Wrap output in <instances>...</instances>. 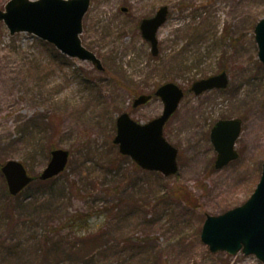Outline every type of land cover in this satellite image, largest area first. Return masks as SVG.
Here are the masks:
<instances>
[{"label":"rangeland","instance_id":"374dc122","mask_svg":"<svg viewBox=\"0 0 264 264\" xmlns=\"http://www.w3.org/2000/svg\"><path fill=\"white\" fill-rule=\"evenodd\" d=\"M9 1L0 0V11ZM163 6L168 21L154 57L140 23ZM263 19L264 0H92L80 39L103 71L35 35L12 36L1 22L0 264H262L241 252L211 253L201 233L208 216L246 203L262 176L264 64L255 28ZM222 71L227 90L190 91ZM166 83L186 92L164 131L179 151L170 178L137 169L113 143L121 114L142 125L162 114L156 96L138 108L133 101ZM235 118L243 122L239 157L217 170L211 130ZM56 149L70 152L66 170L12 196L1 167L19 161L37 177ZM86 215L84 233L68 225Z\"/></svg>","mask_w":264,"mask_h":264},{"label":"water","instance_id":"95a60500","mask_svg":"<svg viewBox=\"0 0 264 264\" xmlns=\"http://www.w3.org/2000/svg\"><path fill=\"white\" fill-rule=\"evenodd\" d=\"M91 0H10L5 11H0V23L4 22L12 36L29 33L53 44L62 54L84 62H91L100 71L102 62L80 39L83 19ZM169 9L161 7L152 18L140 24L142 37L151 44L152 55H159L157 33L168 20ZM259 59L264 64V19L255 28ZM229 86L227 72L193 83L191 91L200 96L208 91L225 90ZM164 110L161 116L147 124H139L128 113L117 118V134L114 144L123 156H128L141 169L159 172L165 177L178 173V150L164 137V127L178 110L184 99V91L174 83L158 88ZM152 95H141L133 102L138 108L147 104ZM242 131L240 119L221 120L211 130V142L218 153L216 169L220 170L238 159L235 144ZM67 150L52 151L51 160L40 179L47 181L63 173L69 163ZM9 192L17 196L34 178L28 174L22 162L9 161L2 167ZM202 242L212 253L226 252L236 255L240 251L246 256L255 255L264 264V164L261 180L251 196L242 206L220 216H208L202 234Z\"/></svg>","mask_w":264,"mask_h":264},{"label":"trees","instance_id":"16d2710c","mask_svg":"<svg viewBox=\"0 0 264 264\" xmlns=\"http://www.w3.org/2000/svg\"><path fill=\"white\" fill-rule=\"evenodd\" d=\"M136 95V94H135ZM136 166V165H135ZM136 168L137 169H140L138 166H136ZM150 174H156V173H150ZM156 175H158V174H156ZM48 183H52L53 182V179L52 180H49V181H47ZM42 183V182H41ZM34 184V183H33ZM32 184V185H33ZM31 185V186H32ZM30 188V186L27 188V189H29ZM25 192V191H24ZM23 192V193H24ZM180 192H181V195L182 196H180V197H183V196H186V198L189 200V195H187L183 190H180ZM22 194V193H21ZM20 194V195H21ZM171 194V193H170ZM172 195H175L174 194V192H172ZM187 200V201H188ZM119 206H120V204H119ZM82 218H83V216H82ZM82 218H79V217H76V218H74V219H72L69 223H68V225H76V226H78V229L77 230H79L80 229V231H81V229L82 228H84V230H82V232L84 233L85 232V230L87 231L88 229L87 228H85L84 226L87 224V226H88V222H89V216L88 215H86V218L85 219H82ZM86 226V227H87ZM90 233V232H89ZM87 237V236H86ZM87 238H90V236L89 237H87Z\"/></svg>","mask_w":264,"mask_h":264}]
</instances>
